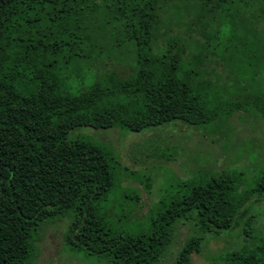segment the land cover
I'll return each instance as SVG.
<instances>
[{
	"label": "trees",
	"instance_id": "16d2710c",
	"mask_svg": "<svg viewBox=\"0 0 264 264\" xmlns=\"http://www.w3.org/2000/svg\"><path fill=\"white\" fill-rule=\"evenodd\" d=\"M262 73L264 0H0V264L29 263L56 213H72L66 241L107 264H156L179 222L190 233L174 264H193L237 219L250 225L264 169L247 188L238 171H201L156 202L148 233L109 228L101 202L120 164L74 130L180 121L219 134L248 110L264 124L250 90ZM220 261L264 264V237Z\"/></svg>",
	"mask_w": 264,
	"mask_h": 264
},
{
	"label": "rangeland",
	"instance_id": "374dc122",
	"mask_svg": "<svg viewBox=\"0 0 264 264\" xmlns=\"http://www.w3.org/2000/svg\"><path fill=\"white\" fill-rule=\"evenodd\" d=\"M250 68L244 63L240 70H246L248 75ZM254 76L250 90L264 94V73ZM255 113L234 112L219 134L212 125L190 126L180 121L139 132L119 127L74 130L110 150L120 164L114 170L113 186L101 202L106 225L120 233H148L156 202L181 181L194 178L201 171H238L240 187L254 186L264 169V124L255 119ZM142 182L148 184L147 188ZM259 199L248 208L247 216H252L250 225L246 224V217L237 219L234 227L221 230L217 238L206 242L207 251L192 253V263L224 264L218 262V257L263 238L264 193ZM71 218L72 213L65 212L44 219L34 240L33 258L27 264H107L81 246L66 241ZM189 233L187 222L176 224L173 239L156 264H174L177 250Z\"/></svg>",
	"mask_w": 264,
	"mask_h": 264
}]
</instances>
